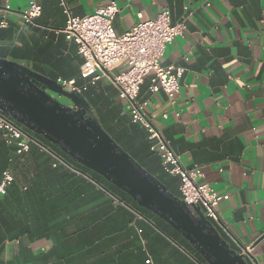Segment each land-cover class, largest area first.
Instances as JSON below:
<instances>
[{
    "label": "crops",
    "instance_id": "obj_1",
    "mask_svg": "<svg viewBox=\"0 0 264 264\" xmlns=\"http://www.w3.org/2000/svg\"><path fill=\"white\" fill-rule=\"evenodd\" d=\"M109 1L65 0L81 17ZM117 1L119 33L139 22L140 13L155 18L165 7L174 23L186 21V34L161 59L186 67L180 93L173 101L163 90L153 92L149 74L140 99L183 164L199 168L198 181L228 195L218 206L224 225L213 221L223 236L249 264H264V0ZM40 2L37 22L23 26L29 0H0V57L84 84V57L62 31V0ZM126 68L122 61L112 72ZM82 94L104 129L181 193L180 177L165 173L147 129L132 120L112 80L104 76ZM34 143L40 147L19 155L0 130V180L8 167L15 173L0 198V264H207L172 225L179 235Z\"/></svg>",
    "mask_w": 264,
    "mask_h": 264
},
{
    "label": "built area",
    "instance_id": "obj_2",
    "mask_svg": "<svg viewBox=\"0 0 264 264\" xmlns=\"http://www.w3.org/2000/svg\"><path fill=\"white\" fill-rule=\"evenodd\" d=\"M62 4L67 15L62 31L78 44L79 52L84 57L81 75L85 83L78 85L76 79L61 77L57 81L69 91L82 93L102 77H109L119 89L120 96L126 100V110L132 120L147 129L153 140L151 147L159 153L163 169L180 177L182 198L190 205L201 206L209 219L224 225L218 206L228 195L218 192L207 182L198 181L199 168H188L183 164L161 128L149 115L148 101L140 99L141 86L149 74H153V92L163 90L173 101L180 93L186 67L176 63L164 65L161 59L168 44L186 34V21L174 23L170 8L165 7L155 18L143 19L140 13L139 22L130 30L119 33L114 25L120 12L117 0H110L84 17L73 14L65 0H62ZM10 8L9 4L6 5V10ZM42 9L40 0H29V6L21 13L23 26L36 23ZM1 25L7 26V19H2ZM122 61L127 68L113 73L112 68ZM0 130L3 131L6 143L15 145L19 155L29 152L35 141L26 127L6 115L1 107ZM14 180L13 169L6 168L0 180V198L8 193Z\"/></svg>",
    "mask_w": 264,
    "mask_h": 264
},
{
    "label": "water",
    "instance_id": "obj_3",
    "mask_svg": "<svg viewBox=\"0 0 264 264\" xmlns=\"http://www.w3.org/2000/svg\"><path fill=\"white\" fill-rule=\"evenodd\" d=\"M0 107L167 221L207 264H249L246 253L232 247L201 206L173 193L104 129L82 93L69 91L23 63L0 57Z\"/></svg>",
    "mask_w": 264,
    "mask_h": 264
},
{
    "label": "trees",
    "instance_id": "obj_4",
    "mask_svg": "<svg viewBox=\"0 0 264 264\" xmlns=\"http://www.w3.org/2000/svg\"><path fill=\"white\" fill-rule=\"evenodd\" d=\"M27 130L29 131L31 137L35 140V142H37V143L41 144L42 146L50 149L52 152H54V154H56L59 158L63 159L66 163H68L73 168L84 170L86 172V174L88 173V176L92 180L96 181L100 186H102L104 189L109 191L113 196H115L116 198L122 200L124 203L132 206L138 212L146 214L147 216L154 218V220L156 222H158V223L163 222L167 228H171V230H173L178 235L180 234L168 222H166L161 217H159V215H157L156 213H154L153 211H151V210H149V209H147L145 207L140 206L137 203V201H135L133 199V197L131 195H129L126 191H124L123 189L119 188L114 183H112L111 181L106 179L103 175H101L100 173H98V172H96V171H94V170L82 165L81 163H79L78 161H76L75 159L70 157L58 145H56L53 142H51L48 139H46L43 135H41L39 133H36L34 131H31L29 129H27ZM32 147H40V146L38 144L34 143L32 145ZM142 165H144V164H142ZM165 173L167 174L166 171H165ZM153 174L157 175L168 186V188L172 191V189H171V187H170V185L168 183V180L164 176L158 175L156 173H153ZM168 174H170V173H168ZM180 184H181V179H180ZM172 192L177 194L178 196L182 197L181 193H176L174 191H172ZM226 239H228V238H226ZM185 242H186V244L192 246V244L189 241L185 240Z\"/></svg>",
    "mask_w": 264,
    "mask_h": 264
},
{
    "label": "rangeland",
    "instance_id": "obj_5",
    "mask_svg": "<svg viewBox=\"0 0 264 264\" xmlns=\"http://www.w3.org/2000/svg\"><path fill=\"white\" fill-rule=\"evenodd\" d=\"M62 101H64V102L68 103V101H67L66 99H62Z\"/></svg>",
    "mask_w": 264,
    "mask_h": 264
}]
</instances>
